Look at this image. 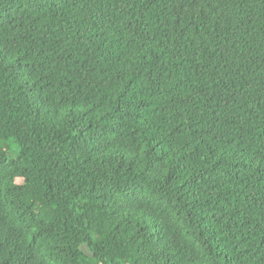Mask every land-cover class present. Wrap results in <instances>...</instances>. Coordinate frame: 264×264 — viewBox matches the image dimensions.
Wrapping results in <instances>:
<instances>
[{
    "label": "trees",
    "instance_id": "1",
    "mask_svg": "<svg viewBox=\"0 0 264 264\" xmlns=\"http://www.w3.org/2000/svg\"><path fill=\"white\" fill-rule=\"evenodd\" d=\"M0 264H264V0H0Z\"/></svg>",
    "mask_w": 264,
    "mask_h": 264
}]
</instances>
